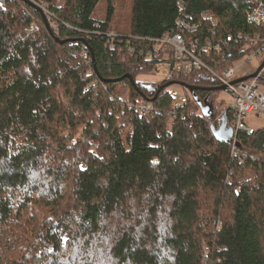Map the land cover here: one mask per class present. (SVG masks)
Returning a JSON list of instances; mask_svg holds the SVG:
<instances>
[{"label":"trees","instance_id":"16d2710c","mask_svg":"<svg viewBox=\"0 0 264 264\" xmlns=\"http://www.w3.org/2000/svg\"><path fill=\"white\" fill-rule=\"evenodd\" d=\"M6 1L0 264H264V128L240 134L249 158L234 162L220 91L195 92L210 118L193 96L169 116L168 88L153 101L166 83L136 81L154 63L116 50L160 38L185 13L211 11L206 28L221 35L248 29L251 0ZM126 75L136 86L103 81ZM178 84L219 87L206 72ZM139 98L157 111L126 106Z\"/></svg>","mask_w":264,"mask_h":264},{"label":"built area","instance_id":"2783aa9c","mask_svg":"<svg viewBox=\"0 0 264 264\" xmlns=\"http://www.w3.org/2000/svg\"><path fill=\"white\" fill-rule=\"evenodd\" d=\"M6 2L0 0L2 5ZM209 21L217 23L211 11L197 16L185 13L177 18L174 29L160 38L127 37L126 40L144 42L142 47L132 46L129 41L125 52L114 45L112 48L123 56L138 55L145 62H153L151 72L162 76L163 83H175L168 88L174 98L169 116H177V111L192 97L178 84L183 75L206 72L219 87H225L224 93L232 100L225 106L234 111L230 158L244 164L249 154L241 146L240 134L254 135L257 129L248 123V119L264 118V0H251L247 12L248 29L221 35L216 27L206 28ZM255 73L257 76L251 78ZM245 78L248 79L243 80ZM125 103L139 116L157 111L154 103L144 98L127 99ZM194 114L191 112V116ZM182 117L185 116L182 114ZM242 183L243 180H239L237 185Z\"/></svg>","mask_w":264,"mask_h":264},{"label":"rangeland","instance_id":"374dc122","mask_svg":"<svg viewBox=\"0 0 264 264\" xmlns=\"http://www.w3.org/2000/svg\"><path fill=\"white\" fill-rule=\"evenodd\" d=\"M136 81L156 86V85L163 83L165 81V79L162 76L157 75L156 72L153 71L150 73L138 75ZM231 101L232 100H231L229 95H227L224 92H219L217 94V97H215V107H217L218 109L221 110L222 106H225L226 104H230ZM217 117H218L217 119H219L220 115H218ZM248 123L257 130L264 128V118H262V117L249 118ZM228 136H229V130L219 132L220 138H224V137H228ZM76 137H77V135H76ZM67 144L69 145L68 142H67Z\"/></svg>","mask_w":264,"mask_h":264},{"label":"water","instance_id":"95a60500","mask_svg":"<svg viewBox=\"0 0 264 264\" xmlns=\"http://www.w3.org/2000/svg\"><path fill=\"white\" fill-rule=\"evenodd\" d=\"M26 2L31 5L32 7L36 8V9H40L41 8L39 6H37L34 2L30 1V0H26ZM57 42H59L58 39H56ZM94 61V60H93ZM258 73H255L251 76L252 77H256ZM250 78V77H248ZM248 78H245L243 80H247ZM125 79H129L134 86H136V82H135V79L131 76V75H126L122 78H119L117 80H103L104 82H107V83H111V82H122L124 81ZM175 83H166L165 85L161 86L155 96V98L153 99V101H155L158 97V95L161 93V91L164 89V88H169L171 86H173ZM185 88L191 93V95L193 96V98L197 101L199 107H200V110L202 112V115L206 118H210L213 116V112H212V108L211 106L207 103V102H200L198 101L197 97H195V92L196 91H220V92H224L226 91V88L225 87H218V88H199V87H194V86H185Z\"/></svg>","mask_w":264,"mask_h":264}]
</instances>
